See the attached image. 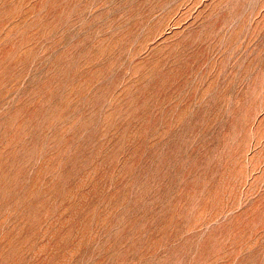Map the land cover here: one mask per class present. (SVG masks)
<instances>
[{"label":"rangeland","instance_id":"rangeland-1","mask_svg":"<svg viewBox=\"0 0 264 264\" xmlns=\"http://www.w3.org/2000/svg\"><path fill=\"white\" fill-rule=\"evenodd\" d=\"M0 264H264V0H0Z\"/></svg>","mask_w":264,"mask_h":264}]
</instances>
